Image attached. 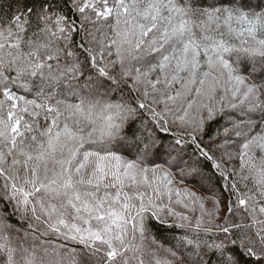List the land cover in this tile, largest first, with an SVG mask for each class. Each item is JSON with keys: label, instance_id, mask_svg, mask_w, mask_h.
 Returning a JSON list of instances; mask_svg holds the SVG:
<instances>
[{"label": "snow or ice", "instance_id": "obj_1", "mask_svg": "<svg viewBox=\"0 0 264 264\" xmlns=\"http://www.w3.org/2000/svg\"><path fill=\"white\" fill-rule=\"evenodd\" d=\"M67 7L42 9L43 41L23 13L0 23V264H65L69 241L94 264H173L154 222L184 232L167 249L178 264L188 248V264H264V78L241 67L264 65V0ZM37 75L33 98L13 91ZM217 118L227 126L205 141ZM202 162L221 181L209 195L184 183Z\"/></svg>", "mask_w": 264, "mask_h": 264}, {"label": "trees", "instance_id": "obj_2", "mask_svg": "<svg viewBox=\"0 0 264 264\" xmlns=\"http://www.w3.org/2000/svg\"><path fill=\"white\" fill-rule=\"evenodd\" d=\"M71 0H0V23H6L13 15H19L20 13H23V23L22 27L26 28V35L28 38H39L41 41L45 39V37L40 34L38 37L34 36V33L39 34V29L37 27L38 18L41 15L42 9L43 10H51V11H60L63 10L70 18H71V11L67 7L68 4H70ZM29 9L31 12H29ZM19 10V11H18ZM79 21L77 20V23ZM42 27V25H41ZM73 40L75 42H79L80 35L79 34H73ZM80 60L83 61V57H80ZM52 63H55L54 61ZM261 62L259 59L257 61H247L242 63L241 67L244 69L243 74L248 75L252 69L253 66L255 67V72L252 74L251 78L259 81L261 78H264V71H262V68H264V65H260ZM11 75H15V73H11ZM41 83L40 76L37 75L35 77H28V76H22L17 81V85L13 86V91H16L20 95H28V98H33L35 96L36 92L39 90V85ZM221 126H227L225 124V119L217 118V120L210 125L207 126V135H205L204 140L208 141L209 137L214 134L215 130L217 128H220ZM162 139L165 141L171 139V137L162 135ZM229 152L236 153L238 151L235 147H229L227 149ZM185 151L189 154V157L192 160L196 159V154L194 152V146L188 145L185 148ZM216 155L219 156V151L216 152ZM189 157H186L189 158ZM240 161L239 159H233L228 162V167L232 168L235 166L236 168H239ZM201 169V174L196 175L193 174L191 176H188L185 179V185L188 188H191L193 191H196L198 194L202 195H209L207 189L209 187H215L216 189H219L220 186V178L214 174H212V170L210 165L207 162H202L199 165ZM211 175V180L209 181L208 177ZM249 187L252 186L251 182H249ZM241 187H243V182H241ZM227 199V194L223 197L221 201V217L226 213L227 209L224 207V201ZM206 208H211L212 205L210 202H207L205 204ZM178 211H186L188 215L192 216L193 219L195 216L199 215V212H189L185 209L178 208ZM9 222L16 228H22L26 227V224H21L19 222V217H11L9 219ZM171 223V221H169ZM151 235L154 238L156 244H159L161 247L158 250V255L161 258H166L169 261H173V264H178V262L175 260L173 256L169 254L167 249H172L173 251H176V248H173V245H178L177 240L174 239L176 236L184 235V232L178 230V229H170L164 224L159 223H153V226L151 228ZM48 239L51 241V243L55 245H60L63 243L59 238L55 236H49ZM146 243H151L150 241H146ZM156 244H151V247L154 249L156 248ZM71 249H75V255H69L68 251ZM193 249L188 248L187 251H179L177 252L178 256H182L184 258V264H188V258L192 254ZM61 255L65 259V264H70L71 261H75V264H94V261L89 259L86 250L83 248V246L78 245L76 242L69 241L67 242V250L61 252ZM205 258H211L212 260L215 259V257H211L210 254H206Z\"/></svg>", "mask_w": 264, "mask_h": 264}, {"label": "rangeland", "instance_id": "obj_3", "mask_svg": "<svg viewBox=\"0 0 264 264\" xmlns=\"http://www.w3.org/2000/svg\"><path fill=\"white\" fill-rule=\"evenodd\" d=\"M260 65H261V64H259V67H260ZM253 68H255V67L253 66Z\"/></svg>", "mask_w": 264, "mask_h": 264}]
</instances>
